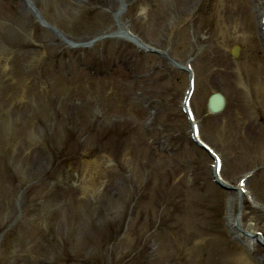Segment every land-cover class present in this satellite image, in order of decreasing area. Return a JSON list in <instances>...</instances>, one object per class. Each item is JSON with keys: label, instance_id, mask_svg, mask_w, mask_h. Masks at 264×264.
I'll list each match as a JSON object with an SVG mask.
<instances>
[{"label": "rangeland", "instance_id": "obj_1", "mask_svg": "<svg viewBox=\"0 0 264 264\" xmlns=\"http://www.w3.org/2000/svg\"><path fill=\"white\" fill-rule=\"evenodd\" d=\"M263 5L0 0V264H264Z\"/></svg>", "mask_w": 264, "mask_h": 264}, {"label": "water", "instance_id": "obj_2", "mask_svg": "<svg viewBox=\"0 0 264 264\" xmlns=\"http://www.w3.org/2000/svg\"><path fill=\"white\" fill-rule=\"evenodd\" d=\"M232 56L234 58L237 57L238 53H237V49L236 47H234L231 52ZM207 112L208 113H219L222 108L224 107V97L223 95L220 93H212V95L209 97V99L207 100Z\"/></svg>", "mask_w": 264, "mask_h": 264}, {"label": "bare ground", "instance_id": "obj_3", "mask_svg": "<svg viewBox=\"0 0 264 264\" xmlns=\"http://www.w3.org/2000/svg\"><path fill=\"white\" fill-rule=\"evenodd\" d=\"M263 6H264V5H263ZM262 17H263L262 20L264 21V14H262ZM127 39H131V38L129 37V38H127ZM135 44L140 45L137 41L135 42ZM179 66H181V67H185V66H183V65H179ZM188 75H190V76L193 75V77H194V74H193V72H191V71L188 72ZM190 80H191V79H190ZM186 94H187V93H186ZM186 94H185V95H186ZM186 96H187V95H186ZM185 99H186V97H185ZM181 105H182V108H184V109H188V106L184 105V103H181ZM190 124H192V125H191V127H192L191 129L194 130V128H195L194 121L192 120ZM248 137L251 138L250 134L247 133V131H245V132L243 133V136H241V139L245 140V139L248 138ZM238 190L241 192L240 189H238ZM230 227H232V229H233L232 222L230 223ZM247 237H249V236L247 235Z\"/></svg>", "mask_w": 264, "mask_h": 264}]
</instances>
